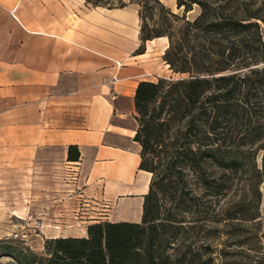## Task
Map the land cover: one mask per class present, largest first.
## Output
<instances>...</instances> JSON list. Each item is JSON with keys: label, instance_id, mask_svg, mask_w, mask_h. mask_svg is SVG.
I'll return each instance as SVG.
<instances>
[{"label": "crops", "instance_id": "obj_1", "mask_svg": "<svg viewBox=\"0 0 264 264\" xmlns=\"http://www.w3.org/2000/svg\"><path fill=\"white\" fill-rule=\"evenodd\" d=\"M139 19L135 3L0 0V198L9 183H29L26 196L44 199L48 215L43 242L142 220L152 174L139 168L134 98L149 43L167 37L137 53Z\"/></svg>", "mask_w": 264, "mask_h": 264}, {"label": "trees", "instance_id": "obj_2", "mask_svg": "<svg viewBox=\"0 0 264 264\" xmlns=\"http://www.w3.org/2000/svg\"><path fill=\"white\" fill-rule=\"evenodd\" d=\"M87 1L109 7L138 2L137 53L146 51L147 41L167 37L164 61L178 74L142 80L136 88L139 168L152 174L143 217L93 223L88 236L48 238L44 254L12 245L6 250L18 264H166L171 230L183 228L196 205L194 185L220 196L227 172L248 164L256 183L264 182V14L235 0H177L182 13L161 0ZM195 4L201 12L189 19ZM68 158L79 160L78 145L69 146ZM162 197L186 216L161 217Z\"/></svg>", "mask_w": 264, "mask_h": 264}, {"label": "rangeland", "instance_id": "obj_3", "mask_svg": "<svg viewBox=\"0 0 264 264\" xmlns=\"http://www.w3.org/2000/svg\"><path fill=\"white\" fill-rule=\"evenodd\" d=\"M161 1L173 11L183 12L178 8L177 0ZM235 1L247 3L253 11L264 14V0ZM103 2L120 4V0ZM131 3L137 4L140 9L138 2ZM200 12V6L195 4L187 16L194 19ZM168 43V38L149 43L150 53L142 62L149 69L142 78L158 81L161 77H178L164 61ZM261 155L258 154L259 164ZM226 179V189L220 196L215 193L202 194L200 186L194 185L198 197H195L196 205L187 216L176 209L171 210V201L162 197L161 201L167 204L161 208V217L174 213V216H186L188 220L183 228L171 230L175 233L174 249L169 250L170 257H163L166 264H264V182L256 183L249 164L238 171H228ZM17 180L7 185L9 187L5 188L4 197L0 198L3 200V204L0 203V264H18L8 255L6 247L9 245L38 254H44L46 250L47 239L43 242V228L34 226L36 218L44 223L45 216H48L43 212L44 199L26 196L29 183ZM52 216L59 218L61 215Z\"/></svg>", "mask_w": 264, "mask_h": 264}, {"label": "built area", "instance_id": "obj_4", "mask_svg": "<svg viewBox=\"0 0 264 264\" xmlns=\"http://www.w3.org/2000/svg\"><path fill=\"white\" fill-rule=\"evenodd\" d=\"M116 65H117L118 69H120V68L124 65V63H123L122 61H116ZM112 80H113V82H117V81L120 80V78H119L118 75L116 74V75L113 77ZM34 226H35L36 228H42V227L44 226V224H43V220H42V219H38V218H36V219H35V224H34ZM16 236H18V234H17Z\"/></svg>", "mask_w": 264, "mask_h": 264}]
</instances>
